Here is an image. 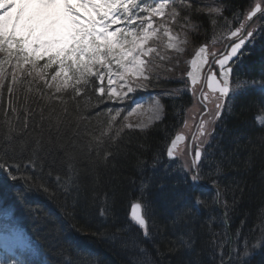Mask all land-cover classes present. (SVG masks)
I'll use <instances>...</instances> for the list:
<instances>
[{
	"label": "trees",
	"instance_id": "16d2710c",
	"mask_svg": "<svg viewBox=\"0 0 264 264\" xmlns=\"http://www.w3.org/2000/svg\"><path fill=\"white\" fill-rule=\"evenodd\" d=\"M193 23L200 25L198 30L195 33L185 31L193 47H196L213 33L210 31V19L204 12L194 16ZM21 83L15 86L16 102L13 107L16 112L9 107L10 97L6 90L0 97V137L9 128L14 130L13 141L0 140V147L11 142L17 147L15 152L11 149L6 154L0 152V157L13 165L10 171L17 176L16 180L8 179L0 170V193L3 204L13 205L17 214L30 224L34 235L55 260L53 264L68 261L71 264H137V261L141 264H219V256L213 259V241L224 239L225 232L235 239L238 231L240 243L247 239L249 246L260 238L259 226L264 223V129L258 128L255 122V116L261 113L257 98L237 99L232 112L225 115L218 125L208 152L218 145L215 161L222 163L219 172H215L214 165L210 167L207 178L210 183L215 179L223 200L219 203L213 200V204L196 207L194 203L198 193L189 192L174 197L176 193L154 191L148 184L149 174L138 171L143 167L152 170L153 158L158 154L164 160L165 145L184 119V116H175L178 102L171 98L166 100L165 118L152 128L143 132L123 130L114 141L101 138V143L92 140V136L100 135L101 125L110 119V115L103 103H98L97 96L92 97L94 94L91 93L73 100L67 94L58 93L56 95H63L65 101L61 104L54 98H47L53 91L41 83ZM38 86H41L43 99L36 96ZM28 88L33 91L28 92ZM24 93L28 95L27 101L24 100ZM33 98L43 105L55 107V113L60 114V119L70 126H80V135L73 137L74 145L67 137L61 138L53 155L42 151L38 153L40 159L35 168L30 165L24 167L28 165L31 150L19 151L21 141L34 140L40 131V126L31 115H28V127H24L25 108L36 110ZM65 107L67 113L62 111ZM119 127L121 121L114 122L113 131L108 135H114ZM85 131L91 132L92 136L86 135ZM44 135L47 137V132ZM89 140H92V147L87 143ZM66 148L70 149L75 175L69 171L67 163H61L65 159ZM106 151L112 155L104 160ZM53 160L56 162L53 163ZM141 161L146 163L141 164ZM16 164L21 165L18 172L15 171ZM57 176L63 181L69 176L76 180L78 187L72 190L71 196L63 194ZM27 177L44 184L55 195L50 196L34 186L30 188ZM142 181L147 185L143 195L140 193ZM17 192L23 195L22 199L17 198ZM138 199L142 205H148L149 225L157 226L156 231L150 230V241L144 239L142 232L133 228L127 218L130 205ZM234 199L236 202L228 212L225 226L223 201L232 205ZM102 208L108 209L105 215H101ZM62 216L67 224L62 221ZM211 217L215 219L209 229ZM212 233L219 234V237ZM189 234L195 238L191 249L180 247L178 251H168L179 237L187 238ZM82 237L85 240L81 242ZM134 241L145 249L144 253L133 247ZM80 245H86L90 251L78 256ZM224 247L227 251L228 244ZM97 260L100 262L97 263ZM250 264H264V247L254 251Z\"/></svg>",
	"mask_w": 264,
	"mask_h": 264
},
{
	"label": "snow or ice",
	"instance_id": "6c2138e0",
	"mask_svg": "<svg viewBox=\"0 0 264 264\" xmlns=\"http://www.w3.org/2000/svg\"><path fill=\"white\" fill-rule=\"evenodd\" d=\"M20 6L13 15L12 9L17 8L16 2H9V0H0V53L4 54V58L0 59V97L3 96L6 90L10 99L9 107L12 112L17 109L13 107L15 101V86L21 83L22 78L32 77L37 81H42L43 86L47 89H53L54 92L48 95V99L60 101L64 104L63 95L56 94L67 93L73 100L77 96L86 94L89 88L98 92V103H103L105 100L124 103L130 99L129 93H134L137 88H142L143 83L137 81H148L150 59H143L142 57L151 58L153 54L157 59L163 60L165 57L160 56L157 48L150 45L149 42L158 39V33L163 32V35L168 38L166 44L167 49L175 50L177 53H182V44L188 43V32L185 29L195 33L200 25L193 23V17L201 12H206L210 22L215 29L217 20L215 16H222L225 5L218 4L215 6L205 5L199 6V0H152L151 3L147 0H19ZM36 6V11H29L30 7ZM79 8L85 9L84 12L79 11ZM42 9H52V11H44ZM261 7L256 3L251 7L244 19L250 21L253 17L260 13ZM94 12L95 15L91 13ZM145 15L141 16L140 14ZM154 18H159L158 23ZM234 18L235 17L234 14ZM264 19V13L261 16ZM227 22V17H224ZM179 23L181 32H184V39L181 40L179 35H173V30L170 25ZM113 25H123L116 27ZM241 27H244L241 24ZM254 30V29H253ZM239 29L231 32L232 36H237ZM253 31H247L246 36L251 37ZM212 42H215V35H213ZM245 40L242 38L239 43H236L231 48V53L223 59L215 57V53H209L210 45L208 43L202 44L195 52L194 58L190 61L191 71L187 73L188 80L185 84L190 86L192 94L195 95V86L201 78L203 67L209 64V55L214 57L212 63L219 65V78L217 73L209 68L206 75L207 86L213 91L219 93V99L227 97L230 93L236 94V90L232 88L231 73L232 68L228 66V61L233 56L237 55L238 50L244 44ZM170 59V58H169ZM44 61L43 64L40 62ZM14 62V63H13ZM179 60H177V64ZM11 65L13 71L11 72V82L6 83L8 76L6 75L4 65ZM115 67L116 71L113 72ZM49 70H54V74L50 76L53 83H49ZM103 70V71H102ZM171 70V69H170ZM107 75V90L104 86L105 76ZM113 75L119 81L120 92H117L115 87H112L114 81ZM95 77V81L90 78ZM156 79H159L157 76ZM255 83V82H253ZM240 87L239 85L237 86ZM261 88L264 89V81L261 82ZM70 90V91H69ZM32 88H28V92H32ZM179 92L180 90H176ZM36 96L43 99L41 93V86L35 89ZM24 100H28L27 93H24ZM211 103L206 93L201 90V103L204 104L206 111L211 112L207 108V103ZM32 103L36 105L35 111H29L25 108L27 115L24 117V127H28V115L33 117L36 124L40 126V131L36 138L32 141L24 140L19 143V151L21 153L31 150V156L28 158L29 165L33 168L37 166V160L40 159L38 153L44 152L48 155H53L56 151L57 143L61 138L67 137L75 144V139L80 135V126L78 124L70 126L60 119V114L55 113V107L43 105L40 100L33 98ZM134 107H126L124 109H116V114L111 115L112 109H108L110 119L105 124L101 125L100 135L92 136L91 132H86L88 136H92V140L103 143L101 138L109 141H114L120 135L124 128L139 129L145 131L149 123L141 122L133 124L129 122V117H132L141 108V105L133 100ZM157 109H162L157 99ZM216 112L212 116V120L219 118L223 105L219 102L215 104ZM62 111L67 113V108ZM122 111H126V115L122 117L121 127L115 130V134L109 136L108 133L113 131L114 122L120 116ZM55 114V115H54ZM38 115V119H37ZM97 115H100L98 113ZM47 117V118H46ZM159 119V116L155 117ZM258 122L264 126V117H258ZM209 121L201 119L198 126V132L205 140L200 142L202 146L206 143V137L210 135L205 125ZM14 130L9 128V131L0 137V140L13 141L12 132ZM47 132V137L44 133ZM70 133V135H69ZM195 139V137H194ZM92 140L87 143L92 147ZM184 140L182 135H177L167 147V157L175 159V153L178 149V142ZM32 145H35L34 147ZM16 151L17 147L14 142L8 143L0 147V152L7 153L8 150ZM112 155L110 152H105L104 160ZM204 156L208 159V154L202 153L201 147H197L192 155L191 163L184 164V171L187 173L186 178L191 181L193 186H198L201 180V158ZM99 157V153H97ZM153 167L160 163L159 156H155ZM72 157L70 149H65V159L61 163H67L69 171L73 172ZM56 161L53 160V163ZM146 162L141 161V164ZM221 161H210L209 167L215 166L216 172L220 171ZM13 165L8 164L7 161L0 157V170L4 171L7 178L16 180L17 176L13 174L10 169ZM21 165H15V171H20ZM73 175L75 173L73 172ZM63 194L67 196L72 195V190L78 187L73 176H69L66 180L61 181V177H56ZM29 187H35L37 190H42L50 196L55 195L44 186L42 183L33 181L31 177H27ZM215 184L216 181H213ZM147 185L141 182V194ZM18 199H22L23 195L16 193ZM142 199V196H141ZM223 200V194L220 189L216 188L215 201L217 203ZM229 205L227 201H223L224 205V223L227 226L228 212L235 204ZM107 204V197L105 199ZM3 204L2 193H0V205ZM205 205V202L199 197L195 198V206ZM206 206V205H205ZM148 205H142L140 200L134 201L130 205L129 219L130 222L138 227L146 239L151 238L149 230V220L147 219ZM107 208L101 209V215H105ZM215 219L211 217L209 220V229L211 228V221ZM74 227V226H73ZM261 232L260 238L249 246L247 239L240 243L239 232L235 234V239L230 233H224V239L213 241L214 257L219 256V264H250V257L254 251L260 247H264V223L259 226ZM213 236L219 237V234L212 233ZM195 243L193 235L189 234L187 238L179 237L175 245L168 249L170 252L178 251L180 247L191 249ZM225 244H228V249L225 251ZM133 247L139 249L141 253L145 249L140 248L139 244L133 242ZM159 252V249H157ZM161 255H163L161 253ZM0 264H24L16 259L8 258L0 260ZM65 264H71L70 261ZM137 264H141L137 261Z\"/></svg>",
	"mask_w": 264,
	"mask_h": 264
},
{
	"label": "rangeland",
	"instance_id": "374dc122",
	"mask_svg": "<svg viewBox=\"0 0 264 264\" xmlns=\"http://www.w3.org/2000/svg\"><path fill=\"white\" fill-rule=\"evenodd\" d=\"M9 2H13V0H9ZM259 3H260V0H259ZM18 6H20V4ZM249 7H250V5H248V3H244V2H242V4L240 3V5H231V11H230V14H229V18L231 19V21L238 20L249 9ZM234 9H238L239 11L235 12ZM42 10L45 11L46 9H42ZM78 10L81 11V12L85 11V9H83V8H79ZM91 14L93 15L94 12H92ZM234 14H235V17H238V18H234ZM157 19L159 20V18H157ZM215 19L217 20V23L215 25V29L213 30V26L211 24L210 25V27H211L210 30L213 31L217 35L220 34L221 32L222 33H227L228 31L226 29L230 28V26L232 25V22L229 19H227V22H225V19L222 18V17H215ZM243 21H245L244 18H243L242 22ZM162 37H163L162 38L163 40L165 38L166 44H167L168 43L167 37L164 36V35H162ZM159 43L162 44L163 41L161 40V41H159ZM180 47L183 48V44L180 45ZM162 49H163V51L167 50L165 45H163ZM171 51L176 52L175 50H172V49H171ZM257 55L261 56V54H259V52L257 53ZM142 58L143 59H147L148 57H142ZM179 69H180V66H179ZM163 71H170V69L165 68ZM121 83H123V82L120 81L119 85ZM119 85L116 88L117 92H120V90H121ZM176 90H180V91L177 92ZM183 91H184V89H183L182 86H176V88L173 89L174 93H181ZM180 103L182 105L180 106L179 110L176 111L175 116L178 115V118H180V117H183V116L187 115L186 116V121L188 122L187 126L191 127L192 126V120H193V117H194L193 113L195 112V109L190 110V112L187 111V105L190 103L189 99H186L184 102H180ZM156 104H157V101L155 99H153L150 105H148V106L145 105L144 107L141 106V108L138 110V112L136 114H134L132 117H129V122H131L133 124H137V123H141V122H145V123H149L150 122V126L149 127H151V125L154 124L158 120L155 117L159 116V118H160L161 114L163 113V109H157L156 108ZM160 105H162V104L160 103ZM190 107H191V105H189V108ZM183 112H186V113L183 114ZM188 114H189V116H188ZM209 117H210V115L205 117L204 120L205 121H209V123L205 126V128L207 129L208 132H210V135H208L206 137V143H204L202 146H206L208 143L211 142L209 140L211 134L213 135V139L215 138L214 137V133H213L214 129L213 128L211 129L212 125H210L211 121H213V120L212 119L209 120L208 119ZM262 117H264V116H262ZM257 123L261 127L264 128V126H262L258 122V119H257ZM123 130L124 131L143 132V131H140L139 129H135V128L134 129L124 128ZM187 133L189 134L190 131H188ZM174 138H175V135L173 136L172 139H174ZM203 140H205L204 136L201 137V141H203ZM199 141H200V139H198L197 143ZM216 142H217V144H219L218 139H217ZM183 147L187 148V145L184 143V145L181 146V149ZM216 148H218V145L214 146L213 150H211V152L208 154V159L207 160H205V159L203 160V162L201 164V166H202L201 169H203L204 167L207 170L211 169L209 167V162L216 160L215 159L216 158V155H215ZM165 149L167 150V145H165ZM181 154L182 153H180L179 157H177L175 159V161H177V162H174V164H172V163H167V164L164 163L161 160L160 155L158 154L157 156H159V158H160V163L156 164L155 167H152V170L149 171L148 168H144L143 167L141 169H138V171L140 173H142V174H144V173H148L149 174V176H147V178L149 177L148 184L151 186V188L154 191H159V192L163 191L164 193L166 191H168L169 193L174 194L177 191L182 190V191H184V193H183L184 195L186 193H189V192H194L195 193L196 190H195V188L191 187V182H190V180H188L186 178L187 173L184 171V167H183L185 163H189L190 164L191 163V159L189 157H187L185 150H184V153L182 155ZM153 161H154V159H153ZM215 172H216V170H215ZM61 181H63V180L61 179ZM144 183L146 184V182H144ZM140 188H141V186H140ZM140 193H141V190H140ZM197 215H201V213L197 214Z\"/></svg>",
	"mask_w": 264,
	"mask_h": 264
},
{
	"label": "bare ground",
	"instance_id": "6f19581e",
	"mask_svg": "<svg viewBox=\"0 0 264 264\" xmlns=\"http://www.w3.org/2000/svg\"><path fill=\"white\" fill-rule=\"evenodd\" d=\"M236 1L237 0H227V2L229 3V4H236ZM239 1H241V2H244V1H246V0H239ZM37 10V7L36 6H33V7H30V11H36ZM45 11H52V9H46ZM15 12L16 11H14L13 12V14H15ZM209 59V58H208ZM207 65H205L204 67H203V72H202V74H201V78H200V80H199V82L197 83V85H196V91H195V94L197 95V97H198V99H199V101L201 102V90L204 92V93H206L207 95H208V97L210 96V93H209V91L206 89V86H207V81H206V75L208 74V73H205L204 72V68L206 67ZM211 67V66H210ZM209 67V68H210ZM35 82H38L37 80L35 81ZM90 91L91 92H95L92 88H90ZM93 96H96V94H94V95H92V97ZM205 103H207V102H205ZM184 131H186V128H185V130ZM168 143H169V141H168ZM150 230L151 231H156L157 230V226L156 225H150Z\"/></svg>",
	"mask_w": 264,
	"mask_h": 264
}]
</instances>
